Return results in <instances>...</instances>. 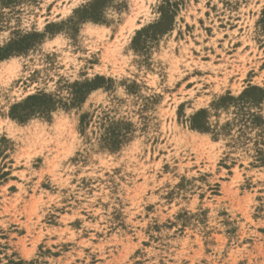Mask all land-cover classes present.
Here are the masks:
<instances>
[{
    "label": "rangeland",
    "instance_id": "rangeland-1",
    "mask_svg": "<svg viewBox=\"0 0 264 264\" xmlns=\"http://www.w3.org/2000/svg\"><path fill=\"white\" fill-rule=\"evenodd\" d=\"M94 1L0 0V264H264V0Z\"/></svg>",
    "mask_w": 264,
    "mask_h": 264
},
{
    "label": "trees",
    "instance_id": "trees-1",
    "mask_svg": "<svg viewBox=\"0 0 264 264\" xmlns=\"http://www.w3.org/2000/svg\"><path fill=\"white\" fill-rule=\"evenodd\" d=\"M94 2H96V0ZM94 13H95V11H94ZM91 15H94V14H91ZM91 17H94V16H91ZM39 100H43L44 102H49L51 100V98L48 97V96H45V95H34V96H30V97H27V99L24 101L23 104L15 105L13 107V110L15 111L18 108H22V109H29V108H31V109H33V106L32 105H28L29 102H32V101L36 102V101H39Z\"/></svg>",
    "mask_w": 264,
    "mask_h": 264
},
{
    "label": "snow or ice",
    "instance_id": "snow-or-ice-1",
    "mask_svg": "<svg viewBox=\"0 0 264 264\" xmlns=\"http://www.w3.org/2000/svg\"><path fill=\"white\" fill-rule=\"evenodd\" d=\"M43 103H44L43 100H39V101H37V108L39 109L40 105L43 104ZM256 107H257V110L260 109V105H259L258 102H257V104H256ZM261 134L264 135V130H262V133H261Z\"/></svg>",
    "mask_w": 264,
    "mask_h": 264
}]
</instances>
